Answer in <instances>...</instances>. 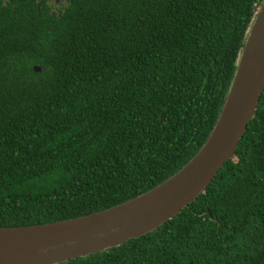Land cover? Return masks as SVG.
Instances as JSON below:
<instances>
[{
  "label": "trees",
  "instance_id": "obj_1",
  "mask_svg": "<svg viewBox=\"0 0 264 264\" xmlns=\"http://www.w3.org/2000/svg\"><path fill=\"white\" fill-rule=\"evenodd\" d=\"M63 2L0 0V227L104 211L180 171L263 0ZM57 264H264V91L234 157L179 214Z\"/></svg>",
  "mask_w": 264,
  "mask_h": 264
},
{
  "label": "water",
  "instance_id": "obj_2",
  "mask_svg": "<svg viewBox=\"0 0 264 264\" xmlns=\"http://www.w3.org/2000/svg\"><path fill=\"white\" fill-rule=\"evenodd\" d=\"M263 91L264 0L238 59L230 92L199 152L164 183L115 207L54 223L0 227V264L65 262L124 244L173 218L234 157Z\"/></svg>",
  "mask_w": 264,
  "mask_h": 264
},
{
  "label": "rangeland",
  "instance_id": "obj_3",
  "mask_svg": "<svg viewBox=\"0 0 264 264\" xmlns=\"http://www.w3.org/2000/svg\"><path fill=\"white\" fill-rule=\"evenodd\" d=\"M54 9H59L62 3H59V0H48Z\"/></svg>",
  "mask_w": 264,
  "mask_h": 264
},
{
  "label": "flooded vegetation",
  "instance_id": "obj_4",
  "mask_svg": "<svg viewBox=\"0 0 264 264\" xmlns=\"http://www.w3.org/2000/svg\"><path fill=\"white\" fill-rule=\"evenodd\" d=\"M45 2H47L48 5H49L52 9H54V8L52 7V5L48 2V0H45ZM59 3H62V4H61V7H63V5H64L63 0H59ZM61 7H60V8H61Z\"/></svg>",
  "mask_w": 264,
  "mask_h": 264
}]
</instances>
